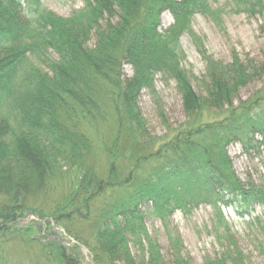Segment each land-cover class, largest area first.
Segmentation results:
<instances>
[{
    "label": "trees",
    "instance_id": "1",
    "mask_svg": "<svg viewBox=\"0 0 264 264\" xmlns=\"http://www.w3.org/2000/svg\"><path fill=\"white\" fill-rule=\"evenodd\" d=\"M230 1L238 14L264 15V0ZM85 2L64 18L41 0H0V264H23L5 253L3 239L13 235L34 244L44 264H52L50 243L29 240L15 228L28 213L49 216L88 248L94 264H194L168 228L170 255L163 254L139 205L152 204L149 215L165 227L177 210L202 204H210L221 222L222 206L242 218L251 217L254 203L264 206L262 188L241 182L228 154L233 144L248 157L264 150V87L240 97L264 77V61L242 60L233 51L225 63L209 54L191 31L196 13L216 17L207 0ZM167 12L174 23L162 31ZM185 33L205 64L197 79L201 93L182 66ZM125 65L132 77L125 76ZM158 75L175 83L186 116L159 147L145 135L138 106L145 89L158 97ZM101 125L110 136L96 147ZM148 161L152 167L143 169ZM52 188H60L62 202L39 207ZM256 221L264 231V213ZM54 249L55 264H83L75 249ZM203 264L247 260L232 241Z\"/></svg>",
    "mask_w": 264,
    "mask_h": 264
},
{
    "label": "rangeland",
    "instance_id": "2",
    "mask_svg": "<svg viewBox=\"0 0 264 264\" xmlns=\"http://www.w3.org/2000/svg\"><path fill=\"white\" fill-rule=\"evenodd\" d=\"M209 7L216 12V17L196 13L191 20L192 33L200 38L209 54L215 59L229 63L232 61V52L236 51L242 60L254 62L264 61V15L251 16L247 13L238 14L230 0H207ZM43 6L55 14L67 18L73 12L85 7V0H41ZM174 23L170 12L162 17V31L168 29ZM93 39L90 47H94ZM181 48L186 56L183 68L188 72L192 85L197 93H201V87L197 79L201 78L206 70L198 47L191 35L185 33L180 40ZM51 55H53L51 57ZM57 60L56 55L50 54L48 58ZM47 60V58H46ZM36 63L45 70H49L42 61L35 58ZM124 74L127 78L133 76L131 66H124ZM155 87L158 97H153L149 90L145 89L138 101V106L144 119L145 135L156 139L159 143L173 138L186 116L183 103L176 90L173 81L164 79L161 75L155 78ZM264 87V77L255 81L240 93L242 100L252 96ZM160 101L158 102V100ZM111 126V125H110ZM100 132L96 131V147L103 144L110 136L106 125H101ZM106 138V139H104ZM228 154L232 161L237 177L244 184L262 188L264 192V150L260 155L248 157L242 153L239 145L233 144L228 148ZM152 161H148L143 169L152 167ZM61 190L53 188L49 195H43L37 202L39 207L59 204L63 196ZM152 204L144 203L139 208L146 213L145 226L152 239L156 240L162 248L163 254L170 255L169 239L166 229L181 237L185 252L194 264H203L206 257H216L234 241L243 251L247 264H264V231L256 219L264 213V206L253 204L251 217L242 218L231 206H222L221 211L224 222L220 221L210 204H202L190 212L177 210L168 220L169 226L164 222L149 215ZM36 213H28L22 216L15 226L23 230L20 236H28L29 240L41 239L50 243L47 256L55 264L54 244L68 248L67 252L75 249L80 262L94 264L92 254L83 244L69 237L65 230L57 226L51 218L41 220ZM50 224V225H49ZM25 232V233H24ZM229 238L224 240V235ZM4 238V237H3ZM6 254L13 260L23 264H44L42 252L34 245L20 243L17 235L4 238ZM78 246V248H76Z\"/></svg>",
    "mask_w": 264,
    "mask_h": 264
}]
</instances>
